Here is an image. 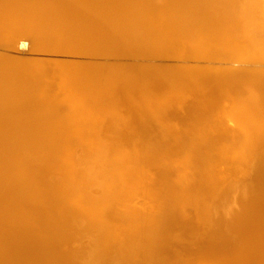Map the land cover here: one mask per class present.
<instances>
[{
	"label": "bare ground",
	"instance_id": "6f19581e",
	"mask_svg": "<svg viewBox=\"0 0 264 264\" xmlns=\"http://www.w3.org/2000/svg\"><path fill=\"white\" fill-rule=\"evenodd\" d=\"M1 1L11 16L0 25V41L26 38L31 39L34 48L48 50L60 47L54 41L66 40L73 50L86 54L85 42L100 39L106 42L108 54L116 52L133 58L139 57L138 49L150 58L186 56L207 60L238 52L240 65L115 66L120 73L135 74L141 80L162 73L175 81L212 83L204 87L215 89L213 99L189 100L185 96L188 99L177 103L166 95L155 103L157 111L175 109L177 113L182 112L179 103L191 104L198 116L192 123L180 117L183 127L188 126L180 133L148 117L145 108L127 102L118 92L103 88L102 74L95 78L101 73L97 67L54 60L52 64L33 61L26 64L28 67L0 65V264H120L119 258L125 264H139L140 258L144 264H158L154 260L157 249L151 248L159 246L161 238L176 233L169 239L171 247L184 235L199 234L206 228L208 234L215 232L238 240L243 250L252 251L247 263L257 264V260L264 259V237L255 242L257 246L252 241L264 226V194L257 206V193H250L252 205L232 216L228 213V220L213 221L210 212L213 203L222 200V185L237 188L235 181L248 178L254 168L256 174L260 173L264 164V72L258 68L264 47L259 48L257 56H249L244 54L248 47L234 46L232 36L238 28L249 30L253 26L262 40L258 41L264 43V28L259 27L264 25V1L262 5V0ZM36 7L41 8L38 13ZM237 16L244 19V25L236 22ZM89 23L90 27L81 32V27ZM256 64L257 69L250 68ZM241 79L248 80L251 87L247 83L242 88L232 86ZM60 82L75 91L63 100L69 127L51 120L43 125L38 119L27 120L26 115L45 103L43 97L51 86ZM162 90L160 87L156 94L161 95ZM237 94L244 97L240 99ZM218 102L225 103L224 111L210 114L208 107ZM114 112L130 122L143 121L146 134L160 128L150 140L157 151L156 183L145 190L150 201L140 212L123 208L133 194L118 187L142 180L147 157L134 148L130 124L108 121ZM219 141H224L223 147L228 149L221 154L218 149L202 159V149ZM46 143L47 153L41 147ZM76 144L82 147L80 157ZM232 153V167L228 163L231 169L227 168L222 179L217 180L205 170L208 156L224 158ZM192 169L196 173L189 174ZM43 170L52 176L41 183L37 177L42 171L39 179L43 180ZM93 192L101 195L94 197ZM122 215L124 223L120 221ZM91 229L97 232L85 248L78 233L87 234ZM74 244L77 247L69 250ZM109 252L115 262L104 261Z\"/></svg>",
	"mask_w": 264,
	"mask_h": 264
},
{
	"label": "rangeland",
	"instance_id": "374dc122",
	"mask_svg": "<svg viewBox=\"0 0 264 264\" xmlns=\"http://www.w3.org/2000/svg\"><path fill=\"white\" fill-rule=\"evenodd\" d=\"M250 1H253V0H250ZM263 1L264 0H262L260 2L261 4L259 3V5H262ZM263 9H264V6H263ZM236 22L240 25H244L243 24L244 19L241 18L240 16L236 17ZM90 24L91 23L84 24V26L81 27V32L84 31L86 28H89ZM249 27H252V29L248 30V29H244V28H238L235 31V33L232 34L233 45L234 46L240 45L241 47L247 46L248 48H246V50L244 51V54H247L249 56L253 54V55L257 56V51L259 50V48L264 47L263 46L264 43L263 44L261 43L262 40L254 32L253 26H249ZM259 27L263 29L264 25L261 24V25H259ZM258 40H261V42ZM62 41L63 42H58V41L55 42L54 41V44L60 46L59 48L49 47L48 50L47 49H45V50L41 49V50L46 51V52H52V51L63 52V51H65L68 54H75V55H87V54H96V53H100V54H104V55H110L107 57L99 58L101 61L107 62L109 64H115V65H110V66H106V67H102V66L97 67L98 70L101 71V73L98 72L100 74H97L95 76V78H99V76H101V74H102V80L104 79L102 82L105 84L102 87L103 88L105 87V89H109L110 91L114 90V91L118 92L121 95V97L124 98L127 102L135 104L138 108L139 107L145 108V113L147 114L148 117L155 118L156 120L161 122V124H169L175 130L177 129L176 131H178L179 133L181 131H183L184 129L186 130L188 127V126L183 127V124L179 121V118L180 117H185V118L187 117L192 123V122H194L195 116L196 115L198 116V114H196L197 112L196 113H195V111L192 112V110H194V109L191 108V104L187 103L184 105L182 102L179 103L181 105V109H182L181 113H177V111H175V109L169 110L166 112H160V111H157L155 109V103L158 102L157 100L160 101L161 98H164L167 95V96L173 98L178 103V101L185 100L188 98H189V100L199 99L201 97L202 98L203 97H205V98L211 97V99H213V97H215V95H216L213 92V91H215V89H209V88L205 89L204 86H211L212 85V83H208L206 81H192V80H182V79H177L175 81L169 75L162 74V73H159L158 75H156V77L155 76H153V77L148 76V77H145L143 80H141L134 75H127L129 73H125V72L120 73V71H118L115 68V66H117V65H130L131 63H139V64L152 63V62L156 63V62L160 61V58H158V57H155V58L148 57L146 55V52L143 51L142 49L137 50L139 57H135V58H133V56H131V57L123 56V55L120 56L116 52H110L108 54L109 50L106 51V48H107L106 42L99 39V40H97V42H95V41H92V42L86 41L87 43L85 42V44H87L84 46L86 48V51H85L86 54H85L84 52L80 53L79 51L73 50L71 48V46L69 45L68 41H66V40H62ZM0 42H6V41H0ZM261 44H262V46L260 47ZM255 45H256V47H255ZM249 46H251V47L249 48ZM232 51H235V50H232ZM237 53L238 52L235 53L236 55L234 53H231L229 55L215 56L213 58H210L209 61H211L213 63H227L226 61L228 60L232 63H236L239 66L240 62L238 60ZM50 55H53L52 57L57 59V58H61V57L65 56L67 54H65V53L55 54L54 53V54H50ZM141 55H142V57H141ZM187 58L190 59V62H193V63H202L203 62V60H201L199 58H196V59L194 57H187ZM262 58H263V62H264V56L261 57V59ZM171 61H177V60H171ZM50 62H52V61L51 60L45 61L43 64H52ZM120 63H122V64H120ZM25 67H28V65H26ZM231 67H233V66H231ZM214 68H216V67H214ZM227 68H229V67H227ZM245 80L246 79H244L242 81V79H241L236 84H232V86H238V88L239 87L242 88V86H245L244 83H247L249 85L250 82H248V80H246V82H244ZM92 83H94V81H89V84H92ZM160 84H162L163 86H158ZM119 86H122V87H119ZM194 86H198V89L195 88ZM249 86L251 87V85H249ZM125 87H127V88H125ZM160 87H163V90L160 92H162V93L164 92L165 95H164V93L163 94L161 93V95L156 94V91H158V89ZM192 87H193V89H192ZM238 88H236V89H238ZM230 90H233V89L230 88ZM154 91H155V93H154ZM74 92L75 91H72L67 86H63L61 82L57 86H51L48 94L43 97L46 104L44 103L41 106L37 107L36 109H33L29 113V115H26L27 120L31 119V121L35 122L36 119H38L39 123H41L42 125L46 121L51 120V122L55 123L56 125H60L62 127H64V126L69 127L68 122H66V120L64 118V116L66 115V112H67L64 101L66 100V98L68 99L69 96H71ZM197 92L198 93L200 92V93L198 94ZM187 93H190V95H187ZM212 93H213V95H212ZM229 93H227L226 101H228ZM33 95H35V93H33ZM37 96H39V95H37ZM185 96H188V98ZM236 96L239 97L240 99L244 97V96H241V94H237ZM221 97H222V95H221ZM47 104H50V105L48 106ZM53 105L57 108L52 109ZM224 106H226L225 103L223 104V103L218 102L212 108L208 107V111L212 115H218L220 112L224 111V109H225ZM108 110L114 111V109H108ZM36 115H39V116L35 117ZM31 116H33V117H31ZM50 117H51V119H50ZM223 119L225 120V116L223 117ZM228 119H229V116H228ZM108 121L113 123V124H127V123L130 124V126L133 129V135H132L131 139L133 141L134 148H136L139 152L144 153L145 157H147L148 164L145 165L144 170H142V172H141V175L144 176L142 178V180L139 179L136 181V183H132L131 185H128V186L118 187V189H120V190L122 189L125 192H129V193L133 194V197L131 196L132 198L131 199L129 198L130 200L128 202H125L122 204L123 208L124 209L127 208L129 210L135 209L138 212H140V210L142 208H144L148 204V202L150 201L149 197L147 198V195L145 194V193H147V192H145V190H147L153 183H156V179L154 178V163H155L154 160H155V155H156L157 151L154 147L151 146L150 142H152V141H150V140L152 139V136H154L155 134H157L159 132L160 128L157 127L158 129L155 132H152V133L148 132V134H146L145 133V125L143 124V121L130 122L128 120V118H126L122 115L116 114L115 112L111 113L109 115ZM225 122H226V120H225ZM223 146H226L224 141H219L217 143H211L210 146H208V148L202 149V152H200L202 159H205V157H207V155H211V154L214 155L218 149H219L218 152L220 151L219 152L220 154L223 153L224 152L223 149L225 151L228 149L227 147L225 148ZM41 147L44 148L45 153H47V151L49 150V144L47 145V143L42 144ZM75 150L80 152L82 150V147H80L79 144H76ZM82 153H83V151H81L80 153H78L79 155L78 154L77 155L80 157V155H82ZM226 156H224V158L219 157V156L218 157L214 156V158H213L214 160L211 157L209 159V156H208V159L205 160V162L207 163V164H205V166H206L205 170L207 172L213 173L217 180L222 179L224 177V174L226 172H228V169L229 170L231 169L230 166L232 167L231 164H233V160H234L233 153L230 155L227 154ZM228 163L230 164V166L228 165ZM83 167H87V166L83 165ZM253 170H252V172H250V175L248 178H254L255 177V175H256L255 170L256 169L254 168ZM41 172L42 171L39 172L40 173L39 175L42 178ZM45 172L46 171L43 170V180L39 179L40 177L38 176L37 181L41 180V183H43V182H46L45 180H47L48 178H51L52 173L46 172V174H45ZM194 173H196L195 169H192L189 171V174H194ZM257 177H258V171H257ZM250 193L251 192L248 189H246L243 192L240 200L242 202H246V199H248V198L251 199ZM91 195L94 197H98L101 194H99V193L96 194L95 192H93V193H91ZM249 202H250V205H246L247 207L252 205L251 200H249ZM105 206H108V205H105ZM29 207L32 208L31 205H29ZM230 211L232 213H230ZM230 211L228 213L231 214V216H232L234 211L233 210H230ZM229 214H227V216ZM231 216H229L227 218L229 219ZM122 217H123V215L121 216V218ZM227 218H226V220H228ZM120 221H122L124 223L123 218ZM96 232H97L96 229H95V231L93 229H91L90 232H88L87 234L78 233V238H79L80 242L82 241L81 243L84 245L85 248H88V246L90 245V239L92 238V236H94L96 234ZM263 237H264V226L261 227L259 229V231H257V237H254L252 239V241L255 244V242L257 243V240L259 241V239L263 238ZM227 238L225 237V239H227ZM231 239L232 238H230V239L228 238L227 242L224 243V245H220V247H218L219 249L212 250V252L215 253V256L213 254L209 255V253H208L207 255H205V259H203V261L205 263L201 262L198 264H237V262H239V261H240V263H238V264H251V263H247V261H248L249 253H251L252 251H250L249 249L243 250L242 249L243 247L241 244H239L238 240L236 241L235 239H232V240ZM255 245L257 246V244H255ZM92 246L95 248H99V244H94ZM76 247L77 246H75V244H74L72 247H70L69 250H73V248H76ZM105 248H107V247H105ZM120 250H121V248L116 249L117 257H120V252H121ZM217 253H222V254L218 255ZM109 254H110V252L107 254L108 256H105L104 261L109 262L108 261V259H109V260H111V262H115L116 258H114V256L112 254H110V255ZM117 262L118 263L120 262V264H122V262H123L125 264V261H122V258H119Z\"/></svg>",
	"mask_w": 264,
	"mask_h": 264
},
{
	"label": "water",
	"instance_id": "95a60500",
	"mask_svg": "<svg viewBox=\"0 0 264 264\" xmlns=\"http://www.w3.org/2000/svg\"><path fill=\"white\" fill-rule=\"evenodd\" d=\"M0 25L4 24L9 20L7 8L2 5L4 2H0ZM41 8L36 7L35 13L39 12ZM33 14V11H32ZM6 39V38H5ZM9 39V40H8ZM6 42H0V65L4 67H19L26 65L30 62H45V61H59V62H71L79 65H89L93 67H106L115 64H109L107 62L101 61L99 58L107 57L110 55H104L100 53L96 54H87V55H75L68 54L65 51L63 52H46L42 51L38 48L32 47L31 39L26 38H8ZM57 53H65L67 55L61 58H53V55L50 54ZM160 61L156 63H131L130 65H151L153 67L158 68H181V67H237L236 63H232L230 61H226L227 63H213L207 59L199 58L203 60L202 63H193L190 62V59L187 57H175V56H165L158 57ZM177 60V61H171ZM250 66V65H249ZM250 68H256L257 65H251ZM258 68L264 72V62L258 64ZM132 75V74H127ZM136 76L135 74H133ZM141 79V77H138ZM206 89V88H205ZM257 156V152H256ZM264 165V164H262ZM260 168V173L255 175L254 178H244L241 181H235L234 184L237 185V188H226L225 186L220 187L221 192V201H217L213 203L211 208V220L218 221V219H226V216L230 210H233L235 213H239L240 209L246 207V205H250V198L246 199V202L241 204V197L243 192L248 189L253 196V193H257V206L260 205L259 201H261V196L264 194V166ZM222 182H220V185ZM219 192V193H220ZM250 197V196H249ZM249 202V203H248ZM244 209V208H243ZM194 220V224H195ZM211 234V233H210ZM208 234L207 228L201 233H193L186 234L182 237V239L176 242V245L169 246L171 241L170 237H176V233H168L165 238H161L160 245L157 247H152L151 250L155 251L154 260L157 261L158 264H198L205 263L203 259H205V255L209 253L215 256V253L212 252V248L217 245H224L227 242L224 236L221 234L213 233V235ZM150 249V248H149ZM221 255L222 253H217ZM217 255V256H218ZM139 264H144V260L139 259ZM257 264H264V259L257 260Z\"/></svg>",
	"mask_w": 264,
	"mask_h": 264
}]
</instances>
